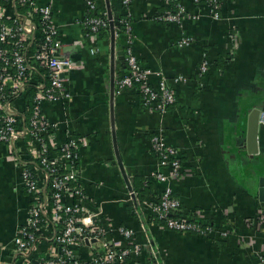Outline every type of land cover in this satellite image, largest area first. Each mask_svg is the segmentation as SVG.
<instances>
[{"label":"crops","instance_id":"0c3cea01","mask_svg":"<svg viewBox=\"0 0 264 264\" xmlns=\"http://www.w3.org/2000/svg\"><path fill=\"white\" fill-rule=\"evenodd\" d=\"M95 1L96 15L106 17L105 0ZM34 2L51 6L61 54L75 63L68 73L66 104L44 103L42 112L57 123V145L68 138L81 140L83 197L78 202L114 229L106 239L123 248L126 243L116 229H131L133 241L141 246L138 260L143 264H259L255 251L264 250V186L260 184L264 183V123L258 132L257 154H246L245 130L253 108L264 113V0H225L219 19L212 18L205 0L199 4L193 0L131 1L132 51L144 68L161 73L176 95L164 115L143 106L138 87L112 97V53L116 61L117 50L111 49L109 29L95 40L86 36L81 24L86 17L84 0ZM177 4L186 15L197 18H186L180 25L154 19ZM109 6L120 24L126 15L121 0H109ZM14 7V2L6 4L9 16L14 15ZM117 27L116 39L123 47L125 36ZM231 33L240 40L234 54H230ZM183 38L191 39L190 45L180 47ZM29 46L31 51L33 44ZM203 58L209 61V69L200 75ZM118 62L120 77L125 65ZM39 76H32L31 86ZM157 83L152 76L154 89ZM26 94L11 101L19 115L24 114ZM158 130L163 131L166 144L177 150L182 166L180 176L166 183L151 178L157 162L150 140ZM22 145L18 142L16 146L20 161L27 157ZM30 165L45 191L43 171L33 162ZM21 169L16 155L0 145V264H22L13 239L27 221L31 197L21 185ZM124 173L134 193L135 189L142 191L136 204L129 197ZM166 185L179 200L181 214L229 229L230 236L173 232L156 221L143 202L156 199ZM258 217L263 223L254 228L252 222ZM44 219L31 252L34 261L53 250L51 238L59 229L49 209ZM71 249L79 259H90L88 245Z\"/></svg>","mask_w":264,"mask_h":264},{"label":"built area","instance_id":"2783aa9c","mask_svg":"<svg viewBox=\"0 0 264 264\" xmlns=\"http://www.w3.org/2000/svg\"><path fill=\"white\" fill-rule=\"evenodd\" d=\"M132 0H121L126 12L121 20V30L125 36L123 56L125 72L115 80V94L125 89L138 87L141 92L142 104L151 112L164 115L176 101L175 92L170 89L159 72L144 68L131 48V20L128 8ZM225 0H205V4L213 19L220 18V12ZM14 2L15 13L9 16L6 4ZM199 4L201 0H193ZM86 17L81 22L88 38H97L104 29H108L105 16L96 15L95 0H84ZM196 19L197 16L186 15L177 4L175 9L154 19L158 22L180 25L186 19ZM230 54L239 47V37L236 33L230 36ZM191 39H181L179 46H188ZM29 44L33 48L29 51ZM62 43L52 20L51 6H36L34 0H0V145L5 146L9 153L16 155L21 169V185L31 197L29 216L24 226L19 228L13 239L15 252L21 258L22 264H143L138 260L141 246L135 243L134 232L125 227H118L116 232L126 243L123 248L107 240V234L114 232L110 226L103 225L98 220V214L87 211L78 200L83 197L79 184V148L81 140L68 138L57 145L55 141L56 122H50L42 112L44 103H60L65 105L70 97L67 82L68 73L75 63L62 56ZM91 52L93 53L94 50ZM209 69L206 58L200 63L199 73L203 75ZM40 75L33 85L36 93L32 100L29 117L19 115L12 108L11 101L23 96L30 90L32 76ZM157 80V88L150 84V78ZM175 81H178L176 79ZM264 123V113L259 116V124ZM21 142L27 157L20 161L17 145ZM152 151L157 162V169L152 173L154 182L166 183L169 179L178 178L182 171L177 150L166 144L162 130L154 132L150 140ZM34 163L44 173L47 188L43 191L39 177L33 167ZM134 191L129 193L132 196ZM68 198L73 199L69 202ZM77 201L75 204L74 201ZM133 201V200H132ZM136 204V203H135ZM143 205L150 211L152 217L162 223L168 230L184 234H194L210 237L213 234L228 238L229 229H220L205 220H195L180 213L181 204L166 185L154 200L144 201ZM49 209L55 230L51 242L53 250L40 256L35 261L31 252L41 236L45 223V210ZM264 222V221H263ZM262 218L252 222L254 228L262 224ZM88 245L91 248L89 260L83 261L75 256L71 247ZM94 244L99 249L94 247ZM259 264H264V250L255 251ZM130 259V260H128Z\"/></svg>","mask_w":264,"mask_h":264},{"label":"water","instance_id":"95a60500","mask_svg":"<svg viewBox=\"0 0 264 264\" xmlns=\"http://www.w3.org/2000/svg\"><path fill=\"white\" fill-rule=\"evenodd\" d=\"M107 12H106V18L108 20V29L110 31V42H111V49L117 50V60L114 61L113 53H112V63H111V74H110V88H111V95L115 94V80L118 77L119 72V62H123L124 64V56H123V47L119 46L120 40L116 39L115 35V28L118 26V22L114 21L115 14L112 12L110 6H109V0H105ZM125 67V66H124ZM260 109L253 108L252 111L247 116V122H246V130H245V149L247 155H254L258 153V146H257V138H258V132L260 125L259 124V116H260ZM117 163L120 169L122 170V164L120 160L117 158ZM124 180L127 184V188L129 192H132L131 187V180H128L125 173L123 174ZM264 186V183H260ZM263 191H261L262 193ZM133 203H136L135 197L132 196Z\"/></svg>","mask_w":264,"mask_h":264},{"label":"trees","instance_id":"16d2710c","mask_svg":"<svg viewBox=\"0 0 264 264\" xmlns=\"http://www.w3.org/2000/svg\"><path fill=\"white\" fill-rule=\"evenodd\" d=\"M121 28H122L121 24H118L117 29L119 31H121ZM105 30H107V29H104V31ZM29 88H30V90L25 95V109L28 111L27 113H25V118L26 119L29 117V112L31 111V108H32V100H33V97L35 96V93H36V91H35L33 86L30 85ZM30 166L32 167V165H28V167H30ZM144 186L147 187V184L145 183ZM135 193H137V195H136L137 197L136 198L138 200H140V198L142 196V194H141L142 191H138V190L135 189ZM74 203L76 204L77 201L75 200ZM128 260H130V259H128Z\"/></svg>","mask_w":264,"mask_h":264}]
</instances>
